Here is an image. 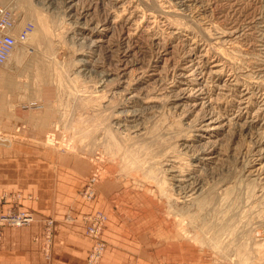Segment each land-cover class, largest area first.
Masks as SVG:
<instances>
[{"label":"rangeland","instance_id":"1","mask_svg":"<svg viewBox=\"0 0 264 264\" xmlns=\"http://www.w3.org/2000/svg\"><path fill=\"white\" fill-rule=\"evenodd\" d=\"M0 1V264H264V0Z\"/></svg>","mask_w":264,"mask_h":264},{"label":"bare ground","instance_id":"2","mask_svg":"<svg viewBox=\"0 0 264 264\" xmlns=\"http://www.w3.org/2000/svg\"><path fill=\"white\" fill-rule=\"evenodd\" d=\"M70 1V0H69ZM0 5L1 7L8 11L9 13H11L10 15V18H12V26L11 27H6L7 28V32H10L14 38H15V45H16V37L14 35V29H15V26H16V23H15V17H14V11L9 8V7H6L5 5H3L2 1H0ZM259 12V11H258ZM259 18V17H258ZM235 30V29H234ZM254 30V29H253ZM14 45V47H15ZM13 47V48H14ZM13 52V49L11 50V52L9 53L8 55V58L10 57V55L12 54ZM84 55V54H83ZM6 59V60H7ZM8 61V60H7ZM80 61H82V63H86L85 62V59H80ZM6 62V61H5ZM4 62V63H5ZM88 62V61H87ZM2 63V64H4ZM1 64V65H2ZM83 66V64H82ZM85 66V64H84ZM122 68V67H121ZM263 68V67H262ZM261 68V69H262ZM119 69V68H118ZM78 71H81L80 69ZM120 71V70H119ZM109 75V74H107ZM123 75V74H122ZM184 75V74H183ZM118 76V75H117ZM121 76V75H120ZM119 76V77H120ZM118 77H116L117 79ZM119 79V78H118ZM121 79V78H120ZM177 79V78H176ZM118 81V80H117ZM201 84V83H200ZM181 90V89H180ZM193 92V91H192ZM185 94V92H184ZM191 94V93H190ZM134 95V94H133ZM178 95V94H177ZM181 95V94H180ZM183 95V94H182ZM182 97V96H181ZM180 98V97H179ZM175 99V98H174ZM125 112H123V116L121 117L122 118V121L124 120H130L129 122H132L133 119H134V112L133 111H126L124 110ZM119 117V115H118ZM216 118V117H215ZM119 119V118H118ZM203 120V119H202ZM207 122L203 123V126H204V130L205 131H211V130H214L216 127L218 126H213V123L215 122L212 117H209L207 118ZM118 120H116L115 122H117ZM217 121V120H216ZM120 123V122H119ZM122 123V122H121ZM124 123V122H123ZM118 125V124H117ZM116 125V126H117ZM218 125V124H217ZM123 127L125 128H128L130 130H132L133 132H138L140 129L138 128L139 126L136 125V124H130L128 125H123ZM220 127V126H219ZM122 128V126L120 127ZM127 129V130H128ZM125 131V130H124ZM129 131V130H128ZM201 134V133H200ZM185 149V148H183ZM187 149V148H186ZM187 151V150H184L183 153ZM190 151V150H188ZM187 151V152H188ZM261 151V154L264 152V147L260 150ZM196 153V152H195ZM201 153V152H200ZM198 154V153H197ZM260 155V154H259ZM180 156V155H179ZM264 156V155H263ZM203 159V158H202ZM173 160H174V156H173ZM173 160H168L166 162V170L168 172V181H169V184L172 188V191L176 192V194L179 196L178 198L181 199L183 202L185 203H196L199 201L200 203V198L201 196H203V193L205 194V184L204 182L202 181V179L200 178V176L197 174V175H194L190 169L189 170H183V168H181L180 166H177L174 164V161ZM204 160V159H203ZM176 161V160H175ZM164 164V163H162ZM164 165V166H165ZM184 166V165H183ZM192 167V166H191ZM164 170V169H163ZM162 170V171H163ZM167 181V179H166ZM165 181V182H166ZM164 182V183H165ZM167 184V183H166ZM168 186V187H170ZM168 189V188H167ZM170 189V188H169ZM170 191V190H169ZM167 194H168V191H167ZM171 194V192H170ZM176 195V196H177ZM169 197H172V196H169ZM202 199V198H201ZM196 205V204H195ZM202 205V203H201ZM199 207V206H198Z\"/></svg>","mask_w":264,"mask_h":264},{"label":"built area","instance_id":"3","mask_svg":"<svg viewBox=\"0 0 264 264\" xmlns=\"http://www.w3.org/2000/svg\"><path fill=\"white\" fill-rule=\"evenodd\" d=\"M10 15L11 13L4 10L0 5V65L6 61L15 45L14 36L10 32H7L6 28L12 26ZM100 227L101 224H99V229Z\"/></svg>","mask_w":264,"mask_h":264},{"label":"crops","instance_id":"4","mask_svg":"<svg viewBox=\"0 0 264 264\" xmlns=\"http://www.w3.org/2000/svg\"><path fill=\"white\" fill-rule=\"evenodd\" d=\"M72 223H73V228L69 233H71V234L77 233V235H80L82 237L81 234H83V233L81 232V230L84 228V226L79 221H73ZM74 225H75V227H74Z\"/></svg>","mask_w":264,"mask_h":264}]
</instances>
